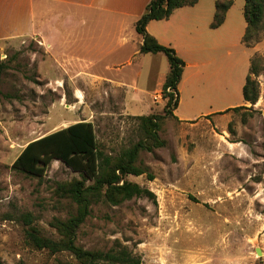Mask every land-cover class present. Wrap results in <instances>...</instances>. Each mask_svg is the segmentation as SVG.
Wrapping results in <instances>:
<instances>
[{
    "label": "rangeland",
    "instance_id": "obj_1",
    "mask_svg": "<svg viewBox=\"0 0 264 264\" xmlns=\"http://www.w3.org/2000/svg\"><path fill=\"white\" fill-rule=\"evenodd\" d=\"M231 1L222 28L228 27L225 33L236 42L231 56H216L197 74L194 69L179 80L175 109L166 107L162 91L169 70L163 53L129 55L138 50L129 44L124 51L95 57L89 70L78 71L77 61L70 67L58 63L78 56L57 49L69 41L57 34L54 57L45 40H0V264H80L67 251L33 247L25 230L32 226L43 236L58 238V221L76 212L59 185L81 176L59 160H52L41 177L11 169L23 147L77 121H89L97 148L113 160L140 140L150 142L141 116L159 124L164 144L138 153L136 164L152 180L145 173L125 179L148 188L155 200L94 202L75 243L101 250L118 243L139 256L141 264H264V63L255 77L257 100H242L251 57L257 53L264 58V19L257 39L245 46L244 0ZM213 11L214 0H198L174 22L175 14L172 23L178 30L171 39L184 48L191 43V29L204 40ZM163 21H152L150 28ZM70 27L76 33L78 27ZM162 33L166 36V29ZM236 106L243 108L230 109Z\"/></svg>",
    "mask_w": 264,
    "mask_h": 264
},
{
    "label": "trees",
    "instance_id": "obj_2",
    "mask_svg": "<svg viewBox=\"0 0 264 264\" xmlns=\"http://www.w3.org/2000/svg\"><path fill=\"white\" fill-rule=\"evenodd\" d=\"M198 0H150L143 14L135 23V30L142 37L140 53H163L168 61L169 70L162 84L166 107L174 109L178 103L177 84L181 78L184 61L175 50L160 44L146 31L151 20L167 19L173 10L184 6H193ZM231 0H215V11L210 28L222 24ZM243 16L246 22L242 43L256 38L261 21L264 19V0H244ZM257 39V38H256ZM245 46L249 47L250 43ZM264 58L254 53L251 57L248 74L242 87L244 102L255 103L258 97V85L255 77L263 70ZM172 89V91H168ZM1 94V91H0ZM236 106L230 109H239ZM148 139L140 140L124 149L121 155L111 160L97 148L93 125L89 121H77L52 133L28 142L11 164V169L25 175L41 177L52 160H59L71 170L78 172L81 179L59 185V189L76 205L75 214L65 221H58L59 237L43 236L30 226L25 230V238L37 249H47L50 253L69 252L80 264H141L139 256L127 247L114 244L107 250L84 249L75 243L76 231L90 213L94 202L105 201L111 205L119 204L133 197H146L155 200V195L146 187L127 181V175L146 174L149 180L153 175L144 167L136 164L140 150L151 151L164 144L158 137L159 124L148 116H141ZM122 182L120 183V181ZM90 181V183H86ZM24 264V263H20Z\"/></svg>",
    "mask_w": 264,
    "mask_h": 264
},
{
    "label": "crops",
    "instance_id": "obj_3",
    "mask_svg": "<svg viewBox=\"0 0 264 264\" xmlns=\"http://www.w3.org/2000/svg\"><path fill=\"white\" fill-rule=\"evenodd\" d=\"M149 2L150 0H0V40L36 38L42 43L45 40L46 43L44 44L48 55L54 57L51 48L54 43V36L57 34L69 40L64 42L66 43L64 47L62 44L57 45V49H65L67 53L78 56V58L58 59V63L61 62L64 66L70 67L75 66L74 63L77 61L80 65L78 71H87L96 63L94 60L97 56L118 53L121 51L120 49L124 51L129 44L138 46V50L132 51L129 55L139 51L142 37L136 32L135 23L143 14ZM197 2L193 6H184L173 10L167 19H161L162 21L166 20L163 21V25L150 28L155 23L152 21L155 20L149 21L146 25V31L151 36L160 44L172 47L184 61L180 82L185 75L191 76L194 69H196L195 73L197 74L199 67L212 63L216 56L218 58L230 57L232 54L231 48L236 45V42L231 40L230 33H225L228 27L222 29L225 28L224 24L227 20L228 10L222 24L216 28H211V30L209 29L210 31H207L203 36L204 40L198 36L197 30L191 29L187 30V35L191 36V43L186 42L184 48L171 39L174 31L178 30L173 27L178 18L177 16L180 13L183 14L186 8L194 7ZM214 11L211 14L214 15ZM89 14L92 16H85ZM175 14L176 17L172 23ZM161 20L158 21L162 22ZM70 25L78 27L76 33ZM87 25H90V27ZM164 29H166V36L162 33ZM235 30L238 34L239 30ZM200 39L201 41H199ZM75 44L77 47L73 48ZM114 55L118 56L117 54ZM121 56L124 57L125 54L122 53ZM129 59L125 63H129ZM114 65L122 64L112 62V66ZM177 85L179 101L181 87H179V84Z\"/></svg>",
    "mask_w": 264,
    "mask_h": 264
}]
</instances>
